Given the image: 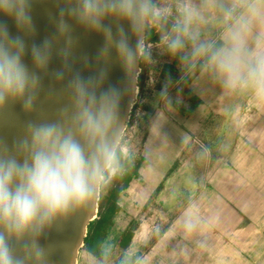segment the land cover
I'll return each instance as SVG.
<instances>
[{
	"label": "crops",
	"instance_id": "0c3cea01",
	"mask_svg": "<svg viewBox=\"0 0 264 264\" xmlns=\"http://www.w3.org/2000/svg\"><path fill=\"white\" fill-rule=\"evenodd\" d=\"M155 11L170 44L148 53L77 264H264V98L224 88L195 54L241 17L252 44L264 0H160Z\"/></svg>",
	"mask_w": 264,
	"mask_h": 264
},
{
	"label": "water",
	"instance_id": "95a60500",
	"mask_svg": "<svg viewBox=\"0 0 264 264\" xmlns=\"http://www.w3.org/2000/svg\"><path fill=\"white\" fill-rule=\"evenodd\" d=\"M29 2L30 26L18 29L6 17H0V25L7 26L11 38L23 41V61L39 76L40 87L33 110L25 112L18 104L0 108V157L14 156L23 162L28 151L19 145L27 135V124L57 123L72 132L86 155L97 158L99 172L92 196L71 205L42 228L23 234L0 231H4L12 264H69L73 255L77 264L88 225L98 213L103 174L110 167L137 101L148 11L134 19L109 15L103 27L94 30L78 19V0ZM45 41L50 44V58L40 69L33 64L31 50ZM0 44L16 48L12 40L2 36ZM77 82L85 89V106L106 117L100 131L76 119L80 111Z\"/></svg>",
	"mask_w": 264,
	"mask_h": 264
},
{
	"label": "clouds",
	"instance_id": "9594fccd",
	"mask_svg": "<svg viewBox=\"0 0 264 264\" xmlns=\"http://www.w3.org/2000/svg\"><path fill=\"white\" fill-rule=\"evenodd\" d=\"M150 0H78V19L94 30L103 27L109 15L134 19L148 11ZM253 15H261L253 9ZM0 17L24 28L31 25L29 0H0ZM251 21L241 17L232 26L220 46L201 43L195 54L213 71L226 89L251 90L264 98V30L250 44ZM0 36L12 40L16 48L0 44V108L18 104L25 112L33 110L39 92V76L23 61L24 43L11 38L6 25H0ZM173 50L183 47L181 39L172 41ZM31 56L35 67L43 69L50 58V44L34 45ZM80 111L76 119L96 131L106 119L94 114L84 104L85 89L75 84ZM26 137L19 147L27 149L23 162L14 156L0 157V229L23 234L38 230L57 214L92 196L99 172L95 156L85 154L71 131L57 123H33L26 126ZM4 231H0V264H12Z\"/></svg>",
	"mask_w": 264,
	"mask_h": 264
},
{
	"label": "rangeland",
	"instance_id": "374dc122",
	"mask_svg": "<svg viewBox=\"0 0 264 264\" xmlns=\"http://www.w3.org/2000/svg\"><path fill=\"white\" fill-rule=\"evenodd\" d=\"M155 7H153L151 10H150V15L151 17H154V14H155ZM148 14H149V7H148ZM148 17V16H147ZM156 18V17H155ZM161 18V17H159ZM158 19V18H156ZM160 21V20H159ZM163 23V22H162ZM164 30V28L157 34L156 38L153 39V40H150L149 42H146V39H145V48L143 49L142 51V56H141V60H140V67H141V71H140V74H139V79H138V84H140V82H144V79L147 75V72H148V68H147V63H148V53L149 52H152L154 53V51L156 52V56H162L163 55V47H167L169 46L170 44V41L169 39H160V34L161 32ZM157 44H156V43ZM155 47H157V49H154ZM159 48V49H158ZM133 111V110H132ZM131 120H132V114H131V118H130V121L128 123V126L127 128L130 126V123H131ZM133 123V122H132ZM132 125V124H131ZM126 128V130H127ZM125 130V132H126ZM124 132V134H125ZM123 134V135H124ZM123 137V136H122Z\"/></svg>",
	"mask_w": 264,
	"mask_h": 264
},
{
	"label": "trees",
	"instance_id": "16d2710c",
	"mask_svg": "<svg viewBox=\"0 0 264 264\" xmlns=\"http://www.w3.org/2000/svg\"><path fill=\"white\" fill-rule=\"evenodd\" d=\"M160 0H150L149 14L146 23V42L156 38L157 34L164 28V24L159 20H153L150 15V10L159 4ZM102 191H100V196Z\"/></svg>",
	"mask_w": 264,
	"mask_h": 264
},
{
	"label": "bare ground",
	"instance_id": "6f19581e",
	"mask_svg": "<svg viewBox=\"0 0 264 264\" xmlns=\"http://www.w3.org/2000/svg\"><path fill=\"white\" fill-rule=\"evenodd\" d=\"M95 208V207H94ZM94 208H93V210H94ZM93 216V211L91 212V214L88 216V218H91ZM80 241V240H79ZM79 241H78V245H79ZM69 264H75V257H74V255L72 256V259H71V261H70V263Z\"/></svg>",
	"mask_w": 264,
	"mask_h": 264
}]
</instances>
